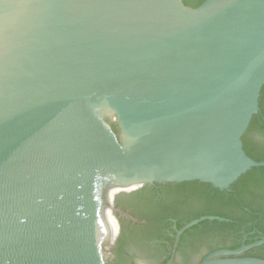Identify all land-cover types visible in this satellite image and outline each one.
<instances>
[{
  "label": "water",
  "instance_id": "1",
  "mask_svg": "<svg viewBox=\"0 0 264 264\" xmlns=\"http://www.w3.org/2000/svg\"><path fill=\"white\" fill-rule=\"evenodd\" d=\"M263 87L264 0H0V110L48 264L156 263L143 242H117L116 197L156 182L226 189L264 167L243 140ZM251 135L263 140L256 124ZM233 241L210 229L176 264ZM262 243L199 264H264L243 255Z\"/></svg>",
  "mask_w": 264,
  "mask_h": 264
},
{
  "label": "flooded vegetation",
  "instance_id": "2",
  "mask_svg": "<svg viewBox=\"0 0 264 264\" xmlns=\"http://www.w3.org/2000/svg\"><path fill=\"white\" fill-rule=\"evenodd\" d=\"M187 4L193 6L191 3ZM260 105L261 113L253 117L250 126H258L263 140L255 135L247 136L250 126L243 140L249 155L257 160H264V107L263 103ZM259 169L255 174L263 175ZM239 178L234 182L235 186L233 183L226 189L190 180L156 182L128 193H120L115 203L121 220L117 242L122 239L139 240L161 254L154 264H166L169 260H172L171 264H176L180 253L189 252L195 246L196 238L213 228L226 230L233 235L234 241L210 247L199 262L215 250L237 249L262 239L264 189L258 186L249 187L239 182ZM121 197L128 199V202H122ZM202 216L222 217L223 220L203 219L184 229L178 236V232L185 225ZM262 249L264 243L246 250L243 255L264 258V253L259 251ZM124 251L131 255L129 251ZM129 264L141 263L132 258Z\"/></svg>",
  "mask_w": 264,
  "mask_h": 264
},
{
  "label": "trees",
  "instance_id": "3",
  "mask_svg": "<svg viewBox=\"0 0 264 264\" xmlns=\"http://www.w3.org/2000/svg\"><path fill=\"white\" fill-rule=\"evenodd\" d=\"M203 0H194L192 2L185 0V2L187 3H191L193 4V6H197L199 3H201ZM264 102V87H263V91H262V96H261V103ZM258 170V168H253L252 170L248 171L247 173L243 174L240 178H239V182H243L245 185H248L249 187H261L264 189V167L260 168L259 170H261L263 172V175L258 176L257 174H255V171ZM259 180H258V179ZM236 183L233 184V186H235Z\"/></svg>",
  "mask_w": 264,
  "mask_h": 264
}]
</instances>
